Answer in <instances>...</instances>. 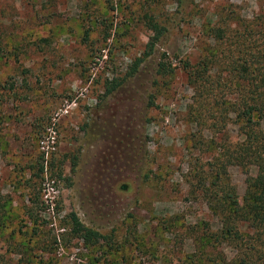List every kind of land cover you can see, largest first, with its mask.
I'll list each match as a JSON object with an SVG mask.
<instances>
[{"label": "rangeland", "instance_id": "rangeland-1", "mask_svg": "<svg viewBox=\"0 0 264 264\" xmlns=\"http://www.w3.org/2000/svg\"><path fill=\"white\" fill-rule=\"evenodd\" d=\"M261 88L264 0H0V264H238L208 192Z\"/></svg>", "mask_w": 264, "mask_h": 264}, {"label": "trees", "instance_id": "trees-1", "mask_svg": "<svg viewBox=\"0 0 264 264\" xmlns=\"http://www.w3.org/2000/svg\"><path fill=\"white\" fill-rule=\"evenodd\" d=\"M155 34L151 36L147 43L149 51L152 50L162 31L156 23H152ZM141 59H138L137 63ZM164 66V65H163ZM111 86L107 91H112L117 83L110 82ZM113 83V84H112ZM238 100L234 101L235 111L240 117V126L245 135L242 143H231L226 148V163H222L214 169L212 174L213 181L211 185L213 190L209 191L211 204L217 208V213L222 222L220 234L237 242L241 247L242 256L238 264H252L255 261V255L259 252L264 253V88L256 91H245ZM256 103H249L250 99L255 98ZM229 107L232 105L228 104ZM75 159L72 164L74 165ZM228 164H236L242 168L253 167L255 173L246 177V188L243 195L242 203L235 204V188L227 181L220 177L225 173ZM40 171H43V164ZM3 195L0 193V221L3 218ZM30 213V211H28ZM74 220V219H73ZM246 226L252 227V235L246 230ZM72 230L81 234L88 232L80 222L74 220ZM217 234L216 236H218ZM245 237L247 239L245 240ZM247 242V243H246Z\"/></svg>", "mask_w": 264, "mask_h": 264}]
</instances>
